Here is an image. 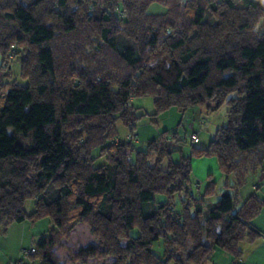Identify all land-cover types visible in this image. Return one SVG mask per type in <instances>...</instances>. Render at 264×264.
Listing matches in <instances>:
<instances>
[{"label":"trees","instance_id":"trees-1","mask_svg":"<svg viewBox=\"0 0 264 264\" xmlns=\"http://www.w3.org/2000/svg\"><path fill=\"white\" fill-rule=\"evenodd\" d=\"M262 18L264 0H0V228L47 217L53 228L32 247L38 264H57L52 248L77 223L97 241L75 253L81 261L207 264L215 249L238 260L240 243L260 235L252 221L264 195L236 206L225 190L201 222L213 183L192 195L191 159L214 156L225 176L262 167L264 30L252 28ZM9 59L25 85L9 80ZM143 96L153 100L151 116L226 105L225 125L177 161L172 147L184 139L176 132L135 151V137L114 141L116 122L134 135L143 115L132 99ZM94 150L104 164L93 166ZM49 184L56 198L43 195ZM158 193L167 203L145 208ZM181 193L176 212L172 196ZM159 241L161 256L152 250Z\"/></svg>","mask_w":264,"mask_h":264},{"label":"rangeland","instance_id":"rangeland-1","mask_svg":"<svg viewBox=\"0 0 264 264\" xmlns=\"http://www.w3.org/2000/svg\"><path fill=\"white\" fill-rule=\"evenodd\" d=\"M22 5H28L34 0H17ZM163 7L159 5L152 4L150 7V12L152 13H163ZM254 32L260 33L264 30V18L258 20L255 24L252 25ZM10 54H13V50ZM161 58V57H159ZM157 58L150 61L148 64H152L156 61ZM164 64L166 65V59H163ZM9 67L6 71L9 72V80L15 81L18 84L25 85L26 79L20 76L19 63L9 59L7 61ZM0 66H2V57L0 55ZM5 66V65H4ZM4 72H0V95H1V86L6 80V77L1 76ZM133 106L137 107L138 114L143 116L139 118L138 123L136 124V136L135 141H133L132 146L135 151L144 150L146 143L152 139H157L159 136V129L162 127V123H167L166 127H170L171 132H176L178 138L184 139L179 145L172 147L171 159L177 161L179 157L189 156L191 154V147H196L199 149L206 148L209 141L214 137L215 131L225 125V112L227 110L226 105H222L220 109L216 112L206 114L202 111L201 116L204 120H208L209 124L206 127L202 125L196 126V121L199 120L197 109L199 107H191L190 112H187L186 115H183V119H180L173 125L174 112L178 111L175 108H171L173 111H169L164 115L161 114L158 116H151L154 113L153 100L150 96H143L137 99V104L133 103ZM201 109V108H200ZM188 110V109H187ZM168 111V110H167ZM183 113V112H181ZM188 120L193 123L192 130L187 125ZM168 130V131H170ZM116 131L117 136L114 138V141L125 142L127 139H134V135L129 134V129L123 126L119 121L116 122ZM197 133L198 141L192 143L188 139V134L190 132ZM92 156L94 157L93 166H99L105 163L103 156H98L97 150L92 151ZM153 162V161H152ZM166 161H163L161 166L165 167ZM264 169V161L262 167L251 170L250 168L246 169L244 175L241 177L237 174L230 173L227 176L223 175L218 167L217 158L214 156H203V157H192L191 159V174L190 180L192 183L191 193L194 197H199L207 188L209 181L213 183V187L206 196L203 197L204 207L203 213L200 216L199 220L202 222L207 215L211 207L216 203L221 194L227 190L230 195L234 197L235 205L239 203L252 193H256L259 196L264 195V174L261 171ZM53 185L49 184L43 190L44 196H50L51 198H56L57 193L53 191ZM184 200L183 193L174 194L172 196V204L174 211L179 212L181 209L180 202ZM168 199L163 194H156L154 196L153 202L145 204V208H150L151 206L156 207L157 205L167 203ZM34 200L32 198L26 199L23 204V209L26 213H30L33 209ZM235 206V208H236ZM264 217H262L263 219ZM264 220V219H263ZM253 221L252 224H254ZM53 228L52 222L47 217H42L34 221L25 220L21 224L12 223L6 228H0V264H14L18 261L21 264H38V262L31 258L35 253L28 256L22 255L21 250L30 249L31 246H34V243H37L41 238L47 236L49 231ZM24 235V238H23ZM32 235L33 238L30 236ZM131 237L137 236V231L133 229L130 232ZM23 241L21 242V240ZM264 239H261V241ZM259 238L256 239L254 243L243 241L240 243V249L242 251V256L238 260L232 259L229 255L215 249L207 264H241L245 256H248L252 248L261 242ZM126 241L124 239L120 240V245H125ZM89 244L97 245V241L94 236L90 233L88 226L85 223H77L65 236H63L60 241L52 248L54 256L57 260V264H111L114 261V257H102L97 256L84 259L83 261L77 260L74 258L75 253L81 248ZM188 249H191L189 246V240H187ZM152 250L157 256H161V242H155L152 245ZM181 256L184 260L185 254ZM21 260V261H19ZM17 263V264H18ZM251 264H264V247H261L256 252H254V258H251ZM186 264V263H185ZM246 264V263H245Z\"/></svg>","mask_w":264,"mask_h":264},{"label":"crops","instance_id":"crops-1","mask_svg":"<svg viewBox=\"0 0 264 264\" xmlns=\"http://www.w3.org/2000/svg\"><path fill=\"white\" fill-rule=\"evenodd\" d=\"M133 103H135V104H137V99H132V104ZM191 109H197V111H198V117H199V120L198 121H196V123H197V125L196 126H200V121L202 120V121H204V124L202 125L203 127H206V125H208L209 124V121L208 120H204L203 118H202V116H201V113H202V111H203V109H200V108H191ZM169 111H173V110H171V109H169L168 111H166V112H164V113H162L163 115L165 114V113H168ZM190 111H192V110H190V108L188 109V110H186L185 112H183V113H181V112H179V111H173L174 112V118H173V121L175 122L173 125H175L176 124V122L178 121V120H180V119H183V115L185 114L186 115V113L187 112H190ZM162 114H161V116H162ZM166 115V114H165ZM168 124L166 123H162V127L161 128H158L159 129V135H160V133L162 132V131H168V130H170V127L168 126V127H166ZM187 125L189 126V128H191L192 129V125H193V123L192 122H190V120H188V123H187ZM192 130H194V129H192ZM170 132H171V130H170ZM190 133H195L194 131L193 132H190ZM134 134H135V136H136V132H134ZM197 134V133H196ZM159 137V136H158ZM136 139H137V136L135 137ZM198 138V137H197ZM262 217H264V211L263 212H261L260 213V215H258L253 221H256V222H254V224H253V226L260 232V235H259V239H260V241H261V239H264V218L262 219ZM252 221V222H253ZM17 224H21V223H17ZM32 238H33V236L32 235H30ZM23 238H24V235H23ZM23 241V239L21 240V242ZM35 244V243H34ZM240 246V245H239ZM31 247H33V246H31ZM30 247V248H31ZM261 247H264V240H262L260 243H258V244H256L253 248H252V250H251V252L249 253V255L248 256H245L244 257V260H242V262H241V264H251L250 263V261H251V258L253 259L254 258V252H256L258 249H260ZM240 248V247H239ZM243 254V253H242ZM19 261H21V260H19ZM18 262V261H17ZM209 262V261H208ZM22 263V262H21ZM187 264V263H186Z\"/></svg>","mask_w":264,"mask_h":264},{"label":"built area","instance_id":"built-area-1","mask_svg":"<svg viewBox=\"0 0 264 264\" xmlns=\"http://www.w3.org/2000/svg\"><path fill=\"white\" fill-rule=\"evenodd\" d=\"M200 125H203L204 124V121H200V123H199ZM188 138L193 142V143H195V142H197L198 141V138H197V134L196 133H190V134H188ZM34 253V248H30V249H28V250H25V249H22L21 250V254L22 255H28V256H31L32 254Z\"/></svg>","mask_w":264,"mask_h":264}]
</instances>
